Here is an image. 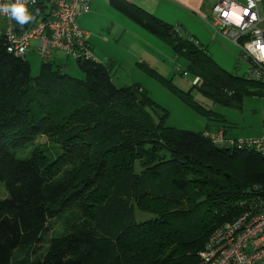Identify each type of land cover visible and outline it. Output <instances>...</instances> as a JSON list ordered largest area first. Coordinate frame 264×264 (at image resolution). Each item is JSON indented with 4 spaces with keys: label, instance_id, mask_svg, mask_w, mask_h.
<instances>
[{
    "label": "trees",
    "instance_id": "1",
    "mask_svg": "<svg viewBox=\"0 0 264 264\" xmlns=\"http://www.w3.org/2000/svg\"><path fill=\"white\" fill-rule=\"evenodd\" d=\"M108 1L186 59L179 72L190 76L188 90L150 72L194 109L211 113L193 88L232 107L264 97V78L228 72L205 45L133 0ZM52 8L37 2L35 18L13 32H28ZM0 25V264H200L215 231L264 208V148L229 144L237 138L223 126L219 144L202 130L166 125L167 111L143 87L114 84L88 31L96 61L57 49L44 58L37 44L32 76L25 54L38 39L14 54L1 17ZM55 51L84 77L64 71Z\"/></svg>",
    "mask_w": 264,
    "mask_h": 264
},
{
    "label": "rangeland",
    "instance_id": "2",
    "mask_svg": "<svg viewBox=\"0 0 264 264\" xmlns=\"http://www.w3.org/2000/svg\"><path fill=\"white\" fill-rule=\"evenodd\" d=\"M234 1L243 3L244 0ZM77 23L89 33L92 54L111 62L110 73L114 84L119 87L137 83L143 87L167 111L166 125L193 131L202 130L209 138L223 136L222 128L215 130L219 126L225 127L228 136L232 138L250 139L263 136L264 97L245 96L240 107H232L217 103L193 88L192 99L197 100L211 113L206 115L194 109L150 72L153 69L165 79H171L179 88L188 90L191 78L179 72L186 68V59L176 58L167 42L112 7L108 0H92L89 10L77 16ZM183 25L180 27L181 34L195 38L205 45L212 58L223 69L236 75L246 73L248 64L240 59V49L226 38H212L206 21L197 18V22L189 21L188 26L183 22ZM37 44L38 40H30L29 50L25 54L32 76L37 75L40 69L41 56L37 52ZM54 56L56 63L65 65L63 69L68 74L77 78L84 77L83 71L71 56L61 51H55ZM44 138L46 137L43 136L42 141L46 140ZM27 151L28 148H24L18 154L23 157ZM2 194L0 191V197ZM58 220H53L52 227L59 229Z\"/></svg>",
    "mask_w": 264,
    "mask_h": 264
},
{
    "label": "built area",
    "instance_id": "3",
    "mask_svg": "<svg viewBox=\"0 0 264 264\" xmlns=\"http://www.w3.org/2000/svg\"><path fill=\"white\" fill-rule=\"evenodd\" d=\"M89 1L35 0L34 4L43 2L53 6L52 11L46 10L42 21L21 34L13 32L16 21L7 14L0 13L5 24V34L10 41L9 50L14 54H24L28 39L36 38L38 51L44 58L50 56L52 49H57L75 58H91L96 61L86 48L87 31L79 28L76 23V16L87 10ZM13 2L14 0H0V4ZM31 4L33 3L29 0L28 5ZM233 13L237 15L233 16ZM205 21L212 38L230 40L240 49L242 58L254 65L249 66L247 72L264 78V0H244L243 3L217 0L211 6L210 16ZM82 50L84 55L80 53ZM210 137L219 144L226 140L222 135ZM235 141L240 146L248 144L258 150L264 148V134L259 138L228 139L229 144H234ZM200 255V264H264V208L251 216L243 214L215 231Z\"/></svg>",
    "mask_w": 264,
    "mask_h": 264
},
{
    "label": "crops",
    "instance_id": "4",
    "mask_svg": "<svg viewBox=\"0 0 264 264\" xmlns=\"http://www.w3.org/2000/svg\"><path fill=\"white\" fill-rule=\"evenodd\" d=\"M161 20L182 27L189 21L197 22V18L205 21L209 17L210 8L217 0H133ZM185 28V27H184ZM186 29V28H185ZM215 39V38H214Z\"/></svg>",
    "mask_w": 264,
    "mask_h": 264
},
{
    "label": "clouds",
    "instance_id": "5",
    "mask_svg": "<svg viewBox=\"0 0 264 264\" xmlns=\"http://www.w3.org/2000/svg\"><path fill=\"white\" fill-rule=\"evenodd\" d=\"M29 0H14L13 3L0 4V13L7 14L10 19H14L17 24L23 27L31 22L35 17L29 11ZM35 3V0H31Z\"/></svg>",
    "mask_w": 264,
    "mask_h": 264
},
{
    "label": "snow or ice",
    "instance_id": "6",
    "mask_svg": "<svg viewBox=\"0 0 264 264\" xmlns=\"http://www.w3.org/2000/svg\"><path fill=\"white\" fill-rule=\"evenodd\" d=\"M237 14L236 13H233V16H236ZM239 19V18H238Z\"/></svg>",
    "mask_w": 264,
    "mask_h": 264
}]
</instances>
